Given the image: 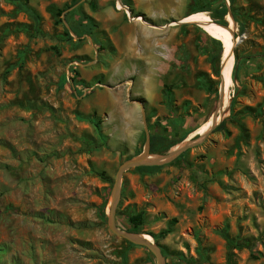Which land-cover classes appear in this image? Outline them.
<instances>
[{
	"label": "rangeland",
	"instance_id": "374dc122",
	"mask_svg": "<svg viewBox=\"0 0 264 264\" xmlns=\"http://www.w3.org/2000/svg\"><path fill=\"white\" fill-rule=\"evenodd\" d=\"M121 2L131 12L118 0H0V264H157L109 228L114 183L148 134L167 130L169 145L214 115L210 33L222 34L210 22L224 7L238 38L225 131L157 173L125 172L116 223L131 232L142 214L167 264H264V0Z\"/></svg>",
	"mask_w": 264,
	"mask_h": 264
},
{
	"label": "water",
	"instance_id": "95a60500",
	"mask_svg": "<svg viewBox=\"0 0 264 264\" xmlns=\"http://www.w3.org/2000/svg\"><path fill=\"white\" fill-rule=\"evenodd\" d=\"M118 3L123 8H125L127 11H129V9L122 4L121 0H118ZM129 12H131V11H129ZM180 23L181 24L195 23V24L200 25L199 22H195V21H193V22L181 21ZM210 23L228 30L231 33V36H232V46L230 48L228 56L224 60V58H223L224 50H223L222 59H221V67H220L221 89H220V99H219V103H218V106H219L221 104V100L223 98V94H224V91H225L226 72H227L228 67L230 65L231 59L232 58L235 59V49H236V46L238 44V38L236 36L235 30H232L230 28V26H224V25H221V24H217L212 19H211ZM234 65H235V63H234ZM233 71H234V66H233V70H232V77H233ZM217 111H218V108L215 111L214 116H216ZM223 120H224V118L216 125V127L214 129L211 130V132L208 134V136L215 131L217 126H219L223 122ZM208 136H206V137H208ZM206 137H204V138H202L201 136L197 137L196 139H194L191 142V144L181 148L180 150H178L175 153L171 152V149H172L171 148L170 151L167 154H158V155H161L162 157H164V159H165V161H163L161 163L146 164V163L135 161L136 157L133 158V159H130V160L126 161L120 167V169H119V171L117 173L116 180H115L114 187H113L111 203H110V213L108 214V226H109V228L112 230V232L115 235L120 236L121 238L127 240L128 242H130V243H132L134 245L143 246V247L147 248L149 251H151L153 253V255L155 256L156 260H157V264H167V259H166V256L162 253L161 248L155 242L143 238V234H137V233H133V232L124 231V230H121L117 226L116 213H117L118 204H119V201H120V198H121L122 176H123V174L125 172H127V171H129L131 169H136L137 167H141V166H161V165H164L166 163H169L172 160L176 159L178 156H180L182 153H184L187 149H189V148L193 147L194 145H196V144L200 143L201 141H203ZM150 149H151V138H150V136L148 134L147 141H146V147H145V150H144V152L142 154H146L148 156L152 155ZM138 156H140V155H138Z\"/></svg>",
	"mask_w": 264,
	"mask_h": 264
},
{
	"label": "trees",
	"instance_id": "16d2710c",
	"mask_svg": "<svg viewBox=\"0 0 264 264\" xmlns=\"http://www.w3.org/2000/svg\"><path fill=\"white\" fill-rule=\"evenodd\" d=\"M234 2H235V0H232V3H234ZM124 4L127 5L126 3H124ZM28 11L30 13H32V12L34 13V17H33L34 20L40 21V16L37 14V12L33 8H30V9L28 8ZM227 13H228L227 7H224V8H222L221 12H219V14H218L219 16L213 15L212 18L214 20L220 19V20H218V22L220 24L227 25V23L224 21V17L227 15ZM61 15H62V11H58L57 12V16L61 17ZM234 19L242 27V20L237 15H234ZM57 23L62 24L63 20L59 18ZM39 32H40V30H39ZM65 34L69 38H72L70 33H69V31L66 28H65ZM227 36H228L229 39H231V35H230L229 32H228ZM212 41L219 45V49L217 50V53L213 55V65H214L213 73H214V76L220 77V69L218 68V62H220L221 59H222V54H223L224 48H223V44H222L221 41L216 40L214 38L212 39ZM237 72H238V62L236 63V66H235L234 71H233L236 80L238 79ZM74 73H75V71H73L71 73V77H70L73 81L76 80V78L74 77ZM233 104H234V101L232 103V106H233ZM89 120H92L91 122L94 123L96 128H100L101 122H99V120H95V119H89ZM196 129L197 128L192 129L188 134H190L191 132H194ZM166 131L167 130H163L162 132H157L156 131V132H154V134L151 135V149L150 150H151L152 154H166L171 148H173L174 146L179 144L181 141L186 139L187 136H188V135H186L181 140L172 142L169 145H167V144L165 145V142H166L165 140H166L167 137L165 135H163L162 133L166 132ZM215 131H225V121H223L219 126H217ZM140 146H142L141 148H143L144 141H142V144L140 143ZM139 154L140 153H138V155ZM161 168H162V166H141V167H137L135 169V171H137L139 173H142V174H154V173H157ZM98 174L100 175V177L103 180L107 181L106 174L104 172H98ZM101 216H102V219L106 221L107 216H106V212L104 210L102 211ZM130 222L134 225L133 229L131 230V232L142 234L141 230H140V226L144 222L143 215L142 214H137V215L132 216L130 218Z\"/></svg>",
	"mask_w": 264,
	"mask_h": 264
},
{
	"label": "bare ground",
	"instance_id": "6f19581e",
	"mask_svg": "<svg viewBox=\"0 0 264 264\" xmlns=\"http://www.w3.org/2000/svg\"><path fill=\"white\" fill-rule=\"evenodd\" d=\"M230 24L233 25L232 23H230ZM200 26L203 29H205L201 24H200ZM216 27L218 28V30L222 34V37L221 36L219 37V36H217L215 34H212L206 29L205 30L207 32H209L213 37H215L216 39H218L219 41L222 42L223 48H224L223 58L225 60L226 53H227V56H228V53H229L230 48H231L229 45H226L225 41L232 42V36H231V39H229L228 36H227L228 32H227L226 29H224L222 27H219V26H216ZM230 35H231V33H230ZM233 63H234V59L232 58L231 61H230V65L228 67V70L226 72L225 91H224V94H223V98L221 100V104L218 106V111L216 113V116L212 115L211 118L207 122H205L203 125H201L197 130H195V132L190 134L189 137L184 142L179 143L178 145L174 146L171 149V152L175 153L178 150H180L181 148L191 144V142L196 137L201 136L202 138H204V137L208 136V134L211 132V130L214 129L216 127V125L223 118H225L228 115L229 102L231 100L232 89H233V87H232L233 86V78H232ZM229 81H230L231 88H229ZM135 161L146 163V164H155V163H161V162L165 161V159H164V157H162L161 155H158V154H152V155H149V156L146 155V154H142V155L136 157ZM143 238L152 241V237L151 236L143 235Z\"/></svg>",
	"mask_w": 264,
	"mask_h": 264
},
{
	"label": "crops",
	"instance_id": "0c3cea01",
	"mask_svg": "<svg viewBox=\"0 0 264 264\" xmlns=\"http://www.w3.org/2000/svg\"><path fill=\"white\" fill-rule=\"evenodd\" d=\"M113 113H114L113 118H114V121L116 124V106L114 107ZM129 115L130 116L126 117V120L129 122V124L127 127L122 128V130H124V132L127 136H134L136 134V131L138 130V124H137V117L135 114V109L132 110L131 112H129Z\"/></svg>",
	"mask_w": 264,
	"mask_h": 264
}]
</instances>
